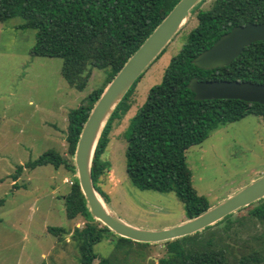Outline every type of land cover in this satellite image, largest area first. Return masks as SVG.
Segmentation results:
<instances>
[{"label":"trees","instance_id":"trees-1","mask_svg":"<svg viewBox=\"0 0 264 264\" xmlns=\"http://www.w3.org/2000/svg\"><path fill=\"white\" fill-rule=\"evenodd\" d=\"M179 1L0 0V23L15 17L23 19V27L35 31L30 54L61 59V75L71 88L81 92L93 70L107 71L106 84L93 90L78 108L68 113L65 142L71 160L55 150H48L36 160L17 167L12 175L15 182L24 169L47 165L55 170L64 167L72 175L70 189L63 196L65 213L70 221L81 218L83 225L72 232L56 227L48 228L47 232L59 239L71 234V241L79 252V264H136L129 260L134 248L135 256L143 257L145 249L156 245L162 247V257L157 263L143 257L145 264H264V234L253 237L257 249L245 244L237 250V230L232 229L233 236L211 232L221 223L227 224L226 231L234 227L231 218L235 213L193 235L159 244L135 243L118 236L112 238L114 233L92 218L75 177L73 157L92 108L127 60ZM206 1L200 0L190 11L189 19L194 16L197 25L177 54L171 57L161 82L149 89L125 134V171L131 185L140 191L175 194L188 220L206 212L210 205L192 186L186 151L202 144L220 125L235 123L247 116L264 120V105L240 100L195 101L187 87L193 78L264 85V41L250 45L223 68L206 71L192 62L233 28L264 23V0H214L208 9H201ZM166 47L146 70L163 55ZM131 88L105 124L93 156L92 183L105 201L107 197L98 182L110 169V163L103 161L102 155L115 125L130 109ZM4 202L0 200V207ZM245 209H248L249 221L264 225V198L237 212ZM238 223L242 226L241 221ZM104 240L112 242L113 251L110 257L100 258L94 247Z\"/></svg>","mask_w":264,"mask_h":264},{"label":"rangeland","instance_id":"rangeland-1","mask_svg":"<svg viewBox=\"0 0 264 264\" xmlns=\"http://www.w3.org/2000/svg\"><path fill=\"white\" fill-rule=\"evenodd\" d=\"M213 1L207 0L201 9H208ZM24 25L20 17L0 23V200L5 201L0 207V264H79L71 234L59 239L47 232L50 227L72 232L83 225L81 218L70 221L65 213L63 196L70 189L72 175L64 167L55 170L51 165L24 169L15 182L12 175L17 167L48 150L71 160L65 142L68 113L106 84L107 71L93 70L81 92L71 88L61 75V59L30 54L35 31ZM196 25L194 16L186 21L163 55L131 88L130 109L115 125L102 155L110 169L98 186L107 201L97 193L98 198L112 214L140 229L160 231L188 221L175 194L140 191L131 185L125 171V134L149 89L161 82L171 57ZM185 156L194 190L207 199L210 208L215 207L264 176V120L247 116L220 125L202 144L190 147ZM231 220L234 227L230 230L221 223L211 232L233 236L235 229L237 250L245 244L257 249L254 238L264 234V225L249 221L248 209L236 212ZM135 249L129 260L136 264H145L143 257L157 263L163 253L159 245L145 249L143 257L135 256ZM112 251L109 240L94 247L100 258L110 257Z\"/></svg>","mask_w":264,"mask_h":264},{"label":"water","instance_id":"water-1","mask_svg":"<svg viewBox=\"0 0 264 264\" xmlns=\"http://www.w3.org/2000/svg\"><path fill=\"white\" fill-rule=\"evenodd\" d=\"M199 2L200 0H180L127 60L92 108L80 133L73 157L75 177L92 218L118 237L135 243L159 244L193 235L264 198L263 176L197 217L173 228L153 231L131 226L104 208L92 183L91 166L95 148L109 117L139 76L189 19L190 11ZM260 41H264V23L235 27L192 62L197 68L206 71L223 68L230 65L244 49ZM187 87L194 94L195 101L240 100L264 105V85L261 84L199 81L193 78Z\"/></svg>","mask_w":264,"mask_h":264},{"label":"bare ground","instance_id":"bare-ground-1","mask_svg":"<svg viewBox=\"0 0 264 264\" xmlns=\"http://www.w3.org/2000/svg\"><path fill=\"white\" fill-rule=\"evenodd\" d=\"M102 205L104 206V208H106L105 205H104L103 203H102Z\"/></svg>","mask_w":264,"mask_h":264}]
</instances>
